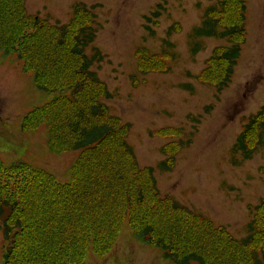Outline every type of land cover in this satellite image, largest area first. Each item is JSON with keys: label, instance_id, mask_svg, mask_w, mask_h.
<instances>
[{"label": "trees", "instance_id": "obj_1", "mask_svg": "<svg viewBox=\"0 0 264 264\" xmlns=\"http://www.w3.org/2000/svg\"><path fill=\"white\" fill-rule=\"evenodd\" d=\"M25 1L0 0V52L17 55L36 87L55 95L29 109L22 129L44 125L52 153L79 152L67 182L24 160H0V264H84L89 250L104 256L114 247L126 219L133 234L172 264H264V198L250 208L246 235L236 238L162 195L154 168L138 165L127 142L130 125L109 113L111 94L93 69L102 59L93 46L94 7L75 4L70 21L58 24L28 13ZM246 9V0H214L188 33L192 54L204 38L227 41L200 74L218 93L232 82L240 58ZM242 126L230 147L234 164L263 144L264 103ZM173 161L169 156L158 167L169 171Z\"/></svg>", "mask_w": 264, "mask_h": 264}, {"label": "rangeland", "instance_id": "obj_2", "mask_svg": "<svg viewBox=\"0 0 264 264\" xmlns=\"http://www.w3.org/2000/svg\"><path fill=\"white\" fill-rule=\"evenodd\" d=\"M213 2L26 0L25 7L58 24L70 21L75 4L94 7L93 46L102 59L93 69L111 94L105 100L109 113L130 125L127 142L138 165L154 168L162 195L241 238L251 206L264 198V141L238 164L231 161L230 147L248 116L264 103V0H246L242 51L232 82L220 93L200 74L213 50L227 41L204 38L192 54L188 36ZM54 95L36 87L17 55L0 52V160H24L67 182L79 150L52 153L44 125L30 131L21 126L29 109ZM169 156L174 165L160 170L158 162ZM123 223L114 247L104 256L89 250L84 264H172L158 247L133 234L127 219ZM3 245L0 228V263Z\"/></svg>", "mask_w": 264, "mask_h": 264}]
</instances>
